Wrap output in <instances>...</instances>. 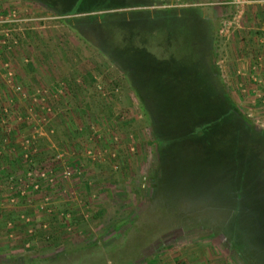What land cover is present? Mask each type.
<instances>
[{
  "label": "rangeland",
  "instance_id": "rangeland-1",
  "mask_svg": "<svg viewBox=\"0 0 264 264\" xmlns=\"http://www.w3.org/2000/svg\"><path fill=\"white\" fill-rule=\"evenodd\" d=\"M150 1L61 16L0 0V264H252L219 230L153 210L167 159L97 16L197 8L228 101L264 135V0Z\"/></svg>",
  "mask_w": 264,
  "mask_h": 264
},
{
  "label": "trees",
  "instance_id": "trees-1",
  "mask_svg": "<svg viewBox=\"0 0 264 264\" xmlns=\"http://www.w3.org/2000/svg\"><path fill=\"white\" fill-rule=\"evenodd\" d=\"M36 1L61 16L152 3ZM144 11L97 17L102 44L129 75L141 109L151 112L154 143L159 157L167 159L154 183L158 188L152 208L179 216V226L219 230L252 264H264V135L228 101L211 62L210 27L200 19L199 10L185 9L179 19L169 10L135 17ZM174 155L179 157V184L173 175L166 178L165 166L173 165ZM169 202L179 208L169 210L165 206Z\"/></svg>",
  "mask_w": 264,
  "mask_h": 264
}]
</instances>
